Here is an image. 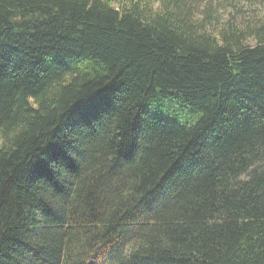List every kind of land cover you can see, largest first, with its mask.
<instances>
[{"label": "trees", "instance_id": "obj_1", "mask_svg": "<svg viewBox=\"0 0 264 264\" xmlns=\"http://www.w3.org/2000/svg\"><path fill=\"white\" fill-rule=\"evenodd\" d=\"M188 1L0 0V264H264V10Z\"/></svg>", "mask_w": 264, "mask_h": 264}, {"label": "rangeland", "instance_id": "obj_2", "mask_svg": "<svg viewBox=\"0 0 264 264\" xmlns=\"http://www.w3.org/2000/svg\"><path fill=\"white\" fill-rule=\"evenodd\" d=\"M154 6L159 0H151ZM193 7L194 17L208 14L207 25L213 21L217 28L232 20L236 25L249 24L254 27L261 25L260 17L264 10V0H189ZM212 23V22H211ZM249 43H253L250 39Z\"/></svg>", "mask_w": 264, "mask_h": 264}]
</instances>
